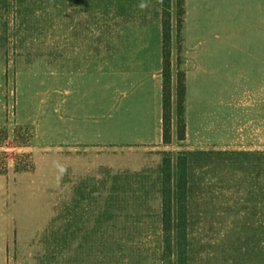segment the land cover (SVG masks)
<instances>
[{"label": "rangeland", "instance_id": "374dc122", "mask_svg": "<svg viewBox=\"0 0 264 264\" xmlns=\"http://www.w3.org/2000/svg\"><path fill=\"white\" fill-rule=\"evenodd\" d=\"M161 1L0 0V225L58 232V264L168 263L167 163L187 184L188 264H264V78H234L231 47L202 119L182 128L176 89L171 143L132 141L127 53Z\"/></svg>", "mask_w": 264, "mask_h": 264}, {"label": "crops", "instance_id": "0c3cea01", "mask_svg": "<svg viewBox=\"0 0 264 264\" xmlns=\"http://www.w3.org/2000/svg\"><path fill=\"white\" fill-rule=\"evenodd\" d=\"M184 9L180 31L178 16L172 12V89L175 98L177 76L183 71L189 126L202 119L203 108L209 101L217 102L220 84L223 91L226 47H231L234 78H264V0H185ZM226 12L231 17L229 22L225 21ZM148 34L149 40L141 38L137 50L127 53L128 58L136 55L133 75L129 78L131 83L139 84L134 90L122 92V101L131 103L141 119L137 125L140 135L132 141L157 144L163 139L162 21L158 20ZM129 83L130 80L122 90ZM82 144L91 147L98 143ZM49 234L58 232L9 229L8 221L2 220L0 264H58L54 254L49 253ZM52 244L58 247L59 241Z\"/></svg>", "mask_w": 264, "mask_h": 264}, {"label": "trees", "instance_id": "16d2710c", "mask_svg": "<svg viewBox=\"0 0 264 264\" xmlns=\"http://www.w3.org/2000/svg\"><path fill=\"white\" fill-rule=\"evenodd\" d=\"M163 1V2H162ZM163 13L161 16L163 31V140L165 144L172 141V116H173V89H172V46H173V19L172 4L175 0H162ZM184 1L178 0V29L181 30L184 22ZM178 121L182 128L185 125V99H186V77L183 71L179 72L178 78ZM3 129L0 139V147L7 138V130ZM184 135V134H183ZM182 138V137H181ZM185 138V136L183 137ZM182 138V139H183ZM169 163L164 168L163 184V214H164V239H165V264H188V200L187 184L185 175L179 173V183L175 190L173 188L174 175Z\"/></svg>", "mask_w": 264, "mask_h": 264}, {"label": "clouds", "instance_id": "9594fccd", "mask_svg": "<svg viewBox=\"0 0 264 264\" xmlns=\"http://www.w3.org/2000/svg\"><path fill=\"white\" fill-rule=\"evenodd\" d=\"M141 7H143V5H141Z\"/></svg>", "mask_w": 264, "mask_h": 264}]
</instances>
